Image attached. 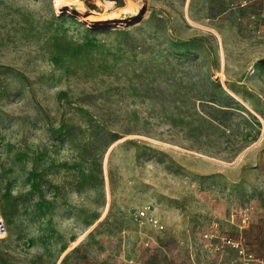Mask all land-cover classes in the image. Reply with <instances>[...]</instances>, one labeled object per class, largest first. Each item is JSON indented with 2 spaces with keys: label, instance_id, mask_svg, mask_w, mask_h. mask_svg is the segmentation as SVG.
I'll return each mask as SVG.
<instances>
[{
  "label": "rangeland",
  "instance_id": "obj_1",
  "mask_svg": "<svg viewBox=\"0 0 264 264\" xmlns=\"http://www.w3.org/2000/svg\"><path fill=\"white\" fill-rule=\"evenodd\" d=\"M98 1L0 0V264H264V0Z\"/></svg>",
  "mask_w": 264,
  "mask_h": 264
},
{
  "label": "bare ground",
  "instance_id": "obj_2",
  "mask_svg": "<svg viewBox=\"0 0 264 264\" xmlns=\"http://www.w3.org/2000/svg\"><path fill=\"white\" fill-rule=\"evenodd\" d=\"M125 2H126V6L120 8L126 10L127 12L131 11V6L133 4L132 0H125ZM54 4L58 10L63 9L64 11L70 12V14L74 12L79 15V18H82L83 20L85 19L89 23L98 22V20H96L95 17L93 16L94 14H96L95 13L96 10L95 11L89 10L90 12H88L84 0H54ZM114 4H115V0H101L97 2V5L102 7L105 12L113 8L115 6ZM61 12L62 11H59V13ZM3 237H6V235L0 236V238Z\"/></svg>",
  "mask_w": 264,
  "mask_h": 264
},
{
  "label": "built area",
  "instance_id": "obj_3",
  "mask_svg": "<svg viewBox=\"0 0 264 264\" xmlns=\"http://www.w3.org/2000/svg\"><path fill=\"white\" fill-rule=\"evenodd\" d=\"M138 219H143V218H148L149 222L154 225L155 227H163L160 223V221L155 218L154 216H149L148 213L145 210H142L139 214H138ZM8 232V227H7V223L6 220L4 218V214L0 205V236H4L6 235ZM231 243V242H230ZM236 248H238L240 250V254H242L243 259L245 260V262H250L253 260V255L252 254H248V252L242 248V243L241 242H234L232 243Z\"/></svg>",
  "mask_w": 264,
  "mask_h": 264
}]
</instances>
